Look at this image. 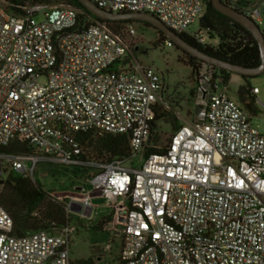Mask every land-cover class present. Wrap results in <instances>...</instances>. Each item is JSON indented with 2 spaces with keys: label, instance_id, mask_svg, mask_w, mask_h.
<instances>
[{
  "label": "built area",
  "instance_id": "2783aa9c",
  "mask_svg": "<svg viewBox=\"0 0 264 264\" xmlns=\"http://www.w3.org/2000/svg\"><path fill=\"white\" fill-rule=\"evenodd\" d=\"M89 1L113 14H148L201 46L214 42L200 26L189 31L205 0ZM224 2L236 10V1ZM260 6L236 8L258 27ZM79 15L63 5L0 0V147L17 142L30 151L0 154V181L32 180L39 163L88 172L91 190L74 188L65 211L90 220L92 199L105 201L103 229L120 243L116 264H264V127L230 100L221 70L201 62L192 77L200 111L166 145H151L155 113L164 108L160 75L126 61L131 24L111 32ZM78 133L124 136L129 156H85ZM149 149L156 152L146 156ZM74 231L68 223L14 235L0 206V264H71Z\"/></svg>",
  "mask_w": 264,
  "mask_h": 264
},
{
  "label": "rangeland",
  "instance_id": "374dc122",
  "mask_svg": "<svg viewBox=\"0 0 264 264\" xmlns=\"http://www.w3.org/2000/svg\"><path fill=\"white\" fill-rule=\"evenodd\" d=\"M238 1V0H234ZM248 3L247 7H259L264 0H243ZM49 5H60L51 0ZM135 36L132 39L130 53L126 61L132 65L138 64L145 68H152L160 75L163 82L162 99L164 108L158 112L167 111L168 119L156 123L155 132L151 137V145L163 147L174 132V126L193 120L194 105L192 101L193 79L191 69L181 62L185 58L173 44L170 47L164 45L167 40L159 35L148 25L132 23ZM199 28V21L193 24L189 31L195 32ZM264 32V22L258 26ZM163 39V42L160 40ZM216 41L212 43L216 45ZM227 96L239 108L251 116V122L261 131L264 127V73L250 78L247 81L242 77L229 73L227 79ZM258 89V95L253 100L247 95L250 89ZM259 100V103L256 101ZM249 106V109H247ZM173 117L176 119L174 120ZM138 165V158L132 160V166ZM130 163L126 164V167ZM88 172L80 171L73 167H65L58 164L39 163L33 172L32 181L51 197L58 201L68 203L67 196L75 194L73 189L83 187L90 191L91 187L85 184ZM94 210L91 219H82L78 215L69 214V224L75 229L70 237V259L74 261L90 260L93 264H116L119 252V240L113 238V232L105 229H96L102 216L108 217L110 210L105 207L106 203L99 197L92 199ZM107 245L111 246L109 252L105 251Z\"/></svg>",
  "mask_w": 264,
  "mask_h": 264
},
{
  "label": "trees",
  "instance_id": "16d2710c",
  "mask_svg": "<svg viewBox=\"0 0 264 264\" xmlns=\"http://www.w3.org/2000/svg\"><path fill=\"white\" fill-rule=\"evenodd\" d=\"M6 2L23 5L26 3H45L50 4L51 0H4ZM60 5L75 9L80 13L79 21L87 20L104 24L111 32H116L126 24L136 22H110L101 21L90 16L84 8L76 0H55ZM221 3L227 7H231L228 3L221 0ZM233 6L247 7L248 3L238 0ZM255 7L256 4H253ZM260 14L264 19V5H261ZM138 23V22H137ZM143 24V23H142ZM147 25V24H144ZM199 26L206 32L207 37L211 41H216V45H198L187 35H179V37L187 44L197 48L204 54L217 60L231 63L243 68L254 69L260 65V56L258 46L253 37L240 25L230 19L217 13L211 6V0H205V10L199 19ZM264 35V32H262ZM163 42V39L160 40ZM181 62L191 69V77H193L196 67L200 61L186 56ZM225 79H228L229 73L221 71ZM247 81L250 78L242 77ZM249 96V91L247 92ZM170 115L167 111L155 113L154 122L168 119ZM174 120H176L173 117ZM154 126V123H153ZM179 126H174V131ZM75 140L82 148L85 156H91L95 160L110 161L113 159H122L129 156L127 140L124 136L101 135L93 136L87 134H75ZM168 142V141H167ZM29 148L25 144L13 142L7 147H0L1 153L12 154H29ZM156 152L149 149L146 156ZM80 172V171H79ZM0 206L7 213L12 221L13 234L17 236H25L38 231L51 232L60 229L69 223V216L65 211L63 201H58L43 191L40 186L29 178H22L9 175L4 181H0ZM106 222L110 220V216L106 217ZM105 223H98L96 229L100 230ZM71 264H93L90 260L74 261Z\"/></svg>",
  "mask_w": 264,
  "mask_h": 264
},
{
  "label": "water",
  "instance_id": "95a60500",
  "mask_svg": "<svg viewBox=\"0 0 264 264\" xmlns=\"http://www.w3.org/2000/svg\"><path fill=\"white\" fill-rule=\"evenodd\" d=\"M84 10L92 17H95L101 21L110 22H138L149 25L151 28L159 31L166 39L170 41L176 48L180 49L183 53L189 55L190 57L211 65L218 70L225 71L227 73L236 74L240 77L254 78L261 73H264V35H262L259 28L246 16L240 12L227 7L221 3V0H211L212 8L220 15L230 19L231 21L237 23L242 28H244L255 40L258 46L260 65L254 69L243 68L237 65H233L228 62L217 60L210 57L197 48L184 42L178 35L172 33L167 28H165L157 19L142 13H122L113 14L106 12L102 9L97 8L89 0H76ZM249 109V106H247ZM200 111L199 107H195L194 114L197 115ZM76 211H79L77 207Z\"/></svg>",
  "mask_w": 264,
  "mask_h": 264
},
{
  "label": "flooded vegetation",
  "instance_id": "af4514ba",
  "mask_svg": "<svg viewBox=\"0 0 264 264\" xmlns=\"http://www.w3.org/2000/svg\"><path fill=\"white\" fill-rule=\"evenodd\" d=\"M149 26V25H148ZM150 27V26H149ZM153 29V28H152ZM154 31H156V33L157 34H159V35H162L159 31H157V30H155V29H153ZM176 48V47H175ZM178 51H180V53H182V55H186V56H189V55H187V54H185V53H183L180 49H178V48H176Z\"/></svg>",
  "mask_w": 264,
  "mask_h": 264
},
{
  "label": "crops",
  "instance_id": "0c3cea01",
  "mask_svg": "<svg viewBox=\"0 0 264 264\" xmlns=\"http://www.w3.org/2000/svg\"><path fill=\"white\" fill-rule=\"evenodd\" d=\"M106 217L105 216H102L101 218H100V221H99V223H106Z\"/></svg>",
  "mask_w": 264,
  "mask_h": 264
}]
</instances>
